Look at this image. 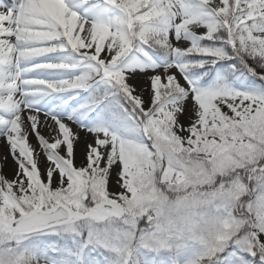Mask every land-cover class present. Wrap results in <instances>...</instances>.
I'll list each match as a JSON object with an SVG mask.
<instances>
[{
    "label": "snow or ice",
    "instance_id": "snow-or-ice-1",
    "mask_svg": "<svg viewBox=\"0 0 264 264\" xmlns=\"http://www.w3.org/2000/svg\"><path fill=\"white\" fill-rule=\"evenodd\" d=\"M0 148V264H264V0H0Z\"/></svg>",
    "mask_w": 264,
    "mask_h": 264
},
{
    "label": "rangeland",
    "instance_id": "rangeland-1",
    "mask_svg": "<svg viewBox=\"0 0 264 264\" xmlns=\"http://www.w3.org/2000/svg\"><path fill=\"white\" fill-rule=\"evenodd\" d=\"M32 142L33 144H35V140H33ZM0 152H2V148H0ZM13 171H14V165L9 160L8 166L4 169V173L7 174L9 178H11Z\"/></svg>",
    "mask_w": 264,
    "mask_h": 264
}]
</instances>
